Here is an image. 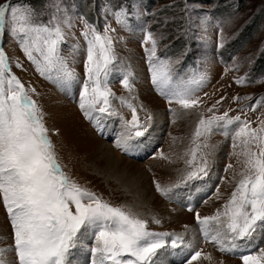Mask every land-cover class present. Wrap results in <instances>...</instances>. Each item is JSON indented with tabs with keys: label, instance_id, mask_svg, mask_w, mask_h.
Instances as JSON below:
<instances>
[{
	"label": "rangeland",
	"instance_id": "obj_1",
	"mask_svg": "<svg viewBox=\"0 0 264 264\" xmlns=\"http://www.w3.org/2000/svg\"><path fill=\"white\" fill-rule=\"evenodd\" d=\"M13 2L33 11L38 21L47 23L53 16L61 21L64 40L60 44V55L73 72L74 80L57 81L42 76L8 26L5 34L0 35V48L7 56L11 75L20 80L39 109L38 115L47 129L63 173L103 202L145 221L147 231L167 233L163 236L164 247L172 246L173 239L169 238L172 235L197 236V213L203 218L213 216L217 211L223 212L245 169V157L241 154L243 144L240 139H234L239 122L225 127L223 121H218L211 133L194 140L200 119L208 120L227 113L226 119L240 117L241 121L250 122L253 129L264 121V102H260L264 97V0ZM117 13L121 14L120 21ZM93 29L102 36H110L113 42L116 59L107 77V88L112 93L109 97L112 114L80 107L87 60V41L83 33L88 32L91 38ZM149 34L155 40V56H152V40L146 39ZM161 61L168 62L175 86L190 89L192 98L199 101L197 106L184 109L174 100L169 103L168 98L160 94L152 84L149 69ZM125 79L131 84V90L124 87ZM239 80L243 83H238ZM129 104L135 108L141 124L148 127L145 136L135 141L155 139V144L146 153L140 149L125 153L117 147L122 138L120 132L126 131L132 119ZM101 106H104L102 102L97 108ZM86 111L90 112L91 118L86 117ZM105 116L118 118L117 134L111 142L106 140L101 129V120ZM103 144L113 145L116 170L105 167L99 158L97 151L104 148ZM197 144L200 147L196 161L190 166L191 150ZM252 150L256 151L254 146ZM131 154L143 155L134 157ZM204 160L208 164V175L203 178L208 180L206 193L196 206L185 208L179 194L183 195L182 192L191 188L190 194L196 197L203 189L202 183L186 188L183 183L192 180L185 181V176ZM137 174L141 175L138 186H125V176ZM156 184L171 191L162 196L156 190ZM174 195H178L175 201L168 200ZM140 199L147 203L141 204ZM257 232L251 238L237 241V244L243 242L250 246V250H243L241 254L221 251L203 234L202 242L199 237L194 238L184 259L172 264H188L191 255L197 251L201 257L192 264H244L243 256H259L264 250V231L261 237ZM89 234L90 237L85 235L89 243L77 241L86 254L84 260L87 263L93 261L89 256L90 249L95 246V237ZM13 249L11 222L0 198V260L4 264H18ZM81 251L75 252L81 254ZM69 261H75V258Z\"/></svg>",
	"mask_w": 264,
	"mask_h": 264
},
{
	"label": "snow or ice",
	"instance_id": "obj_2",
	"mask_svg": "<svg viewBox=\"0 0 264 264\" xmlns=\"http://www.w3.org/2000/svg\"><path fill=\"white\" fill-rule=\"evenodd\" d=\"M34 16L33 11L13 0H4L0 3V35L5 34L6 26L10 27L22 51L45 78L74 80L73 72L60 55V44L64 40L61 21L53 16L45 23ZM116 16L120 21L121 14ZM83 35L87 41V60L80 107L112 114L109 111L112 93L107 88L110 66L116 59L112 38L100 35L95 29L91 38L88 32ZM146 39L152 40V56H155V40L151 34ZM149 70L152 84L169 103L174 100L184 109L199 104L192 98L190 89L174 85L168 62L153 64ZM237 82L243 83V80ZM123 84L131 90L127 79ZM101 102L104 106L97 108ZM260 102H264V97ZM128 107L132 108V119L127 124V135L123 142H117V147L125 153L129 151V141L144 137L148 132L135 108L130 104ZM38 113L24 85L11 75L7 56L0 48V198L11 222L18 264H68L78 239L89 232L95 237V246L90 249L94 257L92 264H151L157 250L165 246L163 236L168 234L147 231L145 221L110 206L72 182L56 160ZM85 115L91 118L90 112L86 111ZM226 117L227 113L208 120L201 118L194 140L211 133L218 121H223L225 127L239 122L234 139H240L243 144L241 154L245 157V169L224 211L203 218L197 213L196 220L206 238L221 251L231 252L238 248L237 241L251 238L257 228L264 230V121L253 129L250 122L241 121L240 117L235 120ZM253 146L256 151L252 150ZM199 147L197 144L191 150L190 166L196 161ZM207 175L208 164L204 160L186 174L185 181L203 179ZM156 190L162 196L171 191L159 184ZM179 240L180 237L173 239L172 247H177ZM200 257L201 253L195 252L188 264ZM242 259L244 264H264V250L259 256L246 255ZM0 264L4 262L0 260Z\"/></svg>",
	"mask_w": 264,
	"mask_h": 264
},
{
	"label": "bare ground",
	"instance_id": "obj_3",
	"mask_svg": "<svg viewBox=\"0 0 264 264\" xmlns=\"http://www.w3.org/2000/svg\"><path fill=\"white\" fill-rule=\"evenodd\" d=\"M116 118H117L116 116H112V117L110 116L109 118H107V116H105V119L101 120V129H102L103 135L107 136L106 140H108L110 142H111V140L114 141V138H115L114 134H117L116 125H117V119L118 118L117 119ZM107 126H108V128H107ZM107 131H108L109 135H107ZM120 134L122 135V138L119 141L123 142L124 137H126V135H127V129H126V131L122 130L120 132ZM154 134H155V132H154ZM109 136H111V137H109ZM135 140H137V138L128 142L129 143V151L127 153H130L132 151H137V149L145 151L144 153H146L147 151H149L153 147V144H155L154 143L155 139L154 140L144 139V140H140V141H135ZM102 147H104V148L103 149L100 148L99 153L97 151V154H99V158L101 159V161L103 160L102 163L106 164L105 167L110 168L112 170L115 169L117 160L115 158V155L113 154L114 153L113 152V145H108V144L104 145L103 144ZM128 155H130V154H128ZM142 155L134 156V155L131 154V156H134V157H142ZM118 174H120V173L118 172ZM115 175H117V174H115ZM121 177H122V175H121ZM121 177H119V178H121ZM125 177H126V180H127V182H124L125 186L127 184L131 185V186H134V185L138 186V184L140 183V179H141V175L140 174H137V175H134V176L127 175ZM121 180H122V178L120 179V181ZM117 181H118V179H117ZM207 181L208 180L200 179V180H192L190 183H186V184L183 183V185H185L186 188L190 187V185H192V184L199 185V184L202 183L203 189H202L201 192H199L196 195V197H194L193 195L190 194L191 188L186 189L184 192H182L183 195H181V193L179 194L180 203L183 204L185 208H189L191 205L196 206V204L199 201V199L202 196H204V194L206 193ZM179 192H181V191H179ZM195 193H197V192H195ZM175 198H178V195H176V196L174 195V197H172V198L170 197V199H168V200H171L173 202V200L175 201ZM140 201H141V204L147 203L146 200L144 201L143 199H140ZM176 202H179V201H176ZM196 229H197V236H194V234H193V235H189L187 237L185 236V238H183L182 236H177V235L175 237H174V235L169 237L170 239H175L176 237H180L181 240L177 241V247H172L171 245H167L166 247L159 249L156 252L155 256H153L151 264H169L170 262H171L170 264H172V263H178L182 259H184L185 252L188 251V250H191V248L193 246L190 243V241H194V238L196 239L197 237H199L200 242H202V240L204 239L203 233H202L201 228H200V225L199 226L197 225ZM257 231H258L257 232L258 235H260V237H261V234H262L261 232L264 231V230L257 228ZM88 237H90L89 233H88ZM80 239L81 240H85V243H89V241H90L89 238H87V236H85V235L80 236V238L78 240H80ZM258 240H259V238L257 239V241ZM238 245H239L238 248L235 249L236 252H240L241 253L243 250H247V249L250 248L249 245H245L243 242L239 243ZM81 248H82V246L80 247L79 243H78L76 245V247L71 250V251H74V254L72 255L71 252H70L68 260L70 258L74 257L75 261H69L68 264H92V262L90 260H89V263H87V261L84 260L86 254L84 253V251H81L82 250ZM77 249H78L79 253L81 251V254H78L77 252H75ZM183 249H184V251H183ZM89 257L94 259L92 254H90Z\"/></svg>",
	"mask_w": 264,
	"mask_h": 264
}]
</instances>
